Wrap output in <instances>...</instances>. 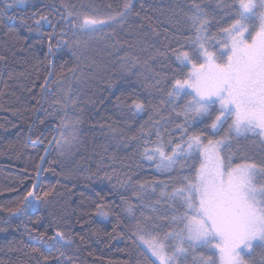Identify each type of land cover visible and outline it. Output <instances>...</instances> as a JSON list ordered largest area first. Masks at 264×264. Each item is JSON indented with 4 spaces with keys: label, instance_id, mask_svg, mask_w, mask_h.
Instances as JSON below:
<instances>
[{
    "label": "trees",
    "instance_id": "16d2710c",
    "mask_svg": "<svg viewBox=\"0 0 264 264\" xmlns=\"http://www.w3.org/2000/svg\"><path fill=\"white\" fill-rule=\"evenodd\" d=\"M63 2L102 15L119 10L124 0ZM197 2L212 17L211 32L231 22L228 10L218 7L221 0ZM61 3L28 0L26 6L9 10L7 16L0 14V207H15L19 197L31 189L54 126L58 127L62 119L72 124L79 121L77 139L63 154L55 143L44 161L39 183L42 190L55 187L53 197L48 198L51 203L32 215L30 221L9 218L6 211H0V229H4L0 231V264H58L54 258L57 249L34 238L36 230L47 229L51 235L55 228L73 240L63 249L71 257V262L65 260L64 264H151L153 258L132 232L137 221L161 238L173 230L171 202L161 196V191L171 192L179 186L180 169L178 165L172 173L158 172L153 162L141 158L143 142H127L126 138L138 135L144 125L145 131L152 133L150 139L155 140L156 128L145 123L151 116L159 121L156 127L165 139L170 132L179 142L176 125L182 118L175 117L167 102L169 86L164 82L157 88L150 85L158 78L155 73L170 76L175 68L168 58L157 55V49L164 52L166 45L177 47V38L183 43V37L190 34L186 13L192 0H132L133 11L122 27H116L114 34L106 29L107 36L90 41L88 48L75 56L73 48L56 47L63 24L50 38L51 27L29 31L21 20L25 17L27 25L35 28L33 21L39 15L32 14H49V6H55L59 11H53L49 19L56 24L64 11ZM64 39H73L71 32ZM49 43L54 49L51 77ZM121 57L138 58L139 63L135 67L128 64L130 70L125 71ZM57 100L60 103H54ZM133 100L144 102L145 111L136 113L131 107ZM208 122L206 119L190 130L203 128ZM60 132L59 128L57 140ZM224 154H233L237 163L242 158L264 162V143L251 134L232 137ZM120 181L126 183L121 186ZM134 193L141 194L143 203ZM128 204L133 206L132 212L127 210ZM97 205H103L107 215H100ZM49 212L57 223L53 224ZM40 215L45 219L33 223ZM199 255V250L190 252L185 261L194 263ZM44 256L50 259L45 262ZM246 259L249 264H264V249L256 248Z\"/></svg>",
    "mask_w": 264,
    "mask_h": 264
},
{
    "label": "snow or ice",
    "instance_id": "6c2138e0",
    "mask_svg": "<svg viewBox=\"0 0 264 264\" xmlns=\"http://www.w3.org/2000/svg\"><path fill=\"white\" fill-rule=\"evenodd\" d=\"M27 4L28 0H3L0 14L7 16L9 10L15 11ZM61 6L64 11L59 13L56 24L49 19L53 11H59L55 6H49V14H32L39 15L33 21L35 28L27 25L25 17L21 20L29 31L40 32L45 26L51 27L50 38L56 35L57 26L63 24L56 47L73 48L74 56L77 51L87 49L90 41L107 36L106 29H112L114 34L115 28L123 26L134 7L132 0H124L119 10L101 15L95 11H83L63 0ZM218 7L227 9L231 17L226 27L211 32L212 17L197 0H192L190 14L186 13L190 34L183 37V43L177 38V47L166 45L164 52L157 49V55L168 58L175 68L170 76L155 73L158 78L150 87L157 88L162 82L169 86L167 102L172 105L175 117L182 118V122L176 125L180 132L179 142L170 132L165 139L156 127L159 121H154L151 116L145 123L156 128L155 140L150 139L152 133L146 132L144 125L138 135L126 138L127 142H143L141 158L153 162L158 172L172 173L178 165L180 169L179 186L173 187L171 192L161 191V196L171 202L173 230L161 238L137 221L132 232L154 258L151 264H183L189 253L197 250L200 255L194 258L196 264H249L246 254L250 257L256 248L264 249V162L242 158V162L237 163L233 154H224L232 137L252 134L264 143V0H221ZM108 8L111 9L112 5L109 4ZM69 32L73 39H64ZM53 51L49 43V54ZM121 60V68L125 71L130 70L128 64L135 67L139 63L138 58L121 57ZM52 75L50 71L48 76ZM47 83L46 79L45 85H41L42 91ZM181 100L183 104L179 103ZM72 103L75 104V100ZM131 107L140 113L146 106L142 101L133 100ZM206 119L210 122L203 128L190 130ZM76 124L62 119L58 126L61 139L53 137V140L62 154L78 137ZM221 131L224 132L222 136L219 135ZM118 183L122 186L126 182ZM55 192L54 186L42 190L38 166L36 182L31 189L19 197L15 207H0V211H6L9 218L30 221L32 215L51 203L48 198ZM134 195L143 203L140 193ZM103 207L97 205L99 214L107 215ZM132 208L128 204L129 212ZM48 215L53 217V224L57 223L53 213ZM44 219L43 215L37 216L33 223L40 224ZM24 226L28 230L27 223ZM29 235H32L31 230ZM34 238L50 249H57L58 255L54 258L58 264H64L65 260L71 262V257L63 251L73 243L70 235L55 228L51 235L47 229L36 230ZM169 240L175 243L169 245ZM43 259L47 262L50 257L44 256Z\"/></svg>",
    "mask_w": 264,
    "mask_h": 264
},
{
    "label": "water",
    "instance_id": "95a60500",
    "mask_svg": "<svg viewBox=\"0 0 264 264\" xmlns=\"http://www.w3.org/2000/svg\"><path fill=\"white\" fill-rule=\"evenodd\" d=\"M49 46V45H48ZM49 51V50H48ZM52 63H53V59H52V54L50 55V70H49V72L51 71L52 72ZM51 77V76H50ZM57 134H58V130H57V127L56 126H54V133H53V136H52V138H51V143H48L47 144V146L45 147V150H44V152H43V154H42V157H44V159L43 160H41L40 159V162H39V177H40V175H41V172H42V167H43V164H44V161H45V159H46V157H47V155H48V153L50 152V149H51V147H52V145L55 143V141L53 140V137H55V139H57ZM49 141V142H50ZM36 177H37V175H36ZM35 182H36V180H35Z\"/></svg>",
    "mask_w": 264,
    "mask_h": 264
},
{
    "label": "rangeland",
    "instance_id": "374dc122",
    "mask_svg": "<svg viewBox=\"0 0 264 264\" xmlns=\"http://www.w3.org/2000/svg\"><path fill=\"white\" fill-rule=\"evenodd\" d=\"M103 15V14H102ZM57 127V126H56ZM57 130H58V132H59V128L57 127ZM54 133V132H53ZM66 135H67V133H66ZM249 135V134H248ZM252 135V134H251ZM57 137H58V134H57ZM59 140L61 139V137L60 138H58ZM57 140V139H56ZM53 145H55V143L53 144ZM52 145V146H53ZM61 152V151H60ZM169 245H171V244H173V243H175L174 241H172V240H169L168 242H167ZM144 246V248L147 250V248H146V246L145 245H143ZM148 252V251H147ZM149 255H150V253H149ZM247 255V254H246ZM199 257V256H198ZM197 257V258H198ZM154 259V258H153ZM185 260H188V258L187 259H185ZM183 261V264H196V260H195V262L193 263V262H191V261H189V262H187V261ZM187 262V263H186Z\"/></svg>",
    "mask_w": 264,
    "mask_h": 264
}]
</instances>
